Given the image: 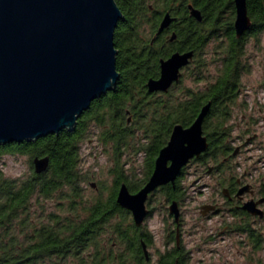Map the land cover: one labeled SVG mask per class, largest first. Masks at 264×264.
<instances>
[{
  "label": "trees",
  "instance_id": "trees-1",
  "mask_svg": "<svg viewBox=\"0 0 264 264\" xmlns=\"http://www.w3.org/2000/svg\"><path fill=\"white\" fill-rule=\"evenodd\" d=\"M124 17L115 29L118 49L117 69L120 78L113 90L95 99L79 118L73 130L63 129L34 141L0 145V159L6 154L50 157L48 169H34L24 179L7 177L0 168V264H150L142 243L152 246L153 234L146 225L137 226L131 213L117 202L120 185L126 182L131 191L142 188L149 180L160 149L168 142L176 124L191 125L202 107L212 101L204 121L209 147L201 161L212 162L222 169L231 158L233 108L239 97L241 75L245 71L244 54L249 36L264 30V0H247L252 26L238 37L234 28L236 8L233 0H116ZM189 4L202 12L199 21L190 14ZM176 17L169 29L156 35L166 13ZM177 38L170 41V34ZM217 41V55L208 60L206 48ZM194 50L193 77L207 80L201 88L185 86L184 76L166 92H149L147 82L160 75V60L175 51ZM209 61L216 62V74L209 76ZM207 70V72H206ZM100 128L99 139L112 144L116 151L113 168L115 184L110 193L91 203L83 194V176L79 168L80 144L89 126ZM144 139L146 171L139 181L127 179L121 150L131 138ZM183 174V173H182ZM181 176L174 184L161 187L164 202L184 200ZM60 200L61 212L45 213V200ZM36 201V203H35ZM40 205L37 216L34 205ZM43 210V211H42ZM244 214V213H243ZM246 214V213H245ZM248 220L239 227H248ZM109 234L107 236H103ZM259 244L262 236H250ZM176 241L175 235L170 237ZM122 246L117 258L113 249ZM158 264H186V254L176 243L159 251Z\"/></svg>",
  "mask_w": 264,
  "mask_h": 264
},
{
  "label": "water",
  "instance_id": "water-1",
  "mask_svg": "<svg viewBox=\"0 0 264 264\" xmlns=\"http://www.w3.org/2000/svg\"><path fill=\"white\" fill-rule=\"evenodd\" d=\"M233 1L234 28L240 37L251 28L252 19L247 0ZM189 8L202 20L200 9ZM123 17L116 0H0V145L73 130L92 102L115 88L120 72L114 35ZM174 19L166 13L158 32ZM193 56L191 50L162 58L160 75L148 80V91H168ZM211 105L212 101L207 102L191 125L174 126L142 188L132 192L126 182L120 185L117 202L132 214L137 226L149 215V195L160 186L174 184L182 169L207 151L203 124ZM49 163L48 155L33 159L37 173L46 171ZM246 190L241 188L238 195ZM242 207L263 215L255 201ZM215 208L214 204L203 205L202 213ZM169 211L179 225L181 212L176 200L169 204ZM144 249L149 257L146 244Z\"/></svg>",
  "mask_w": 264,
  "mask_h": 264
},
{
  "label": "rangeland",
  "instance_id": "rangeland-1",
  "mask_svg": "<svg viewBox=\"0 0 264 264\" xmlns=\"http://www.w3.org/2000/svg\"><path fill=\"white\" fill-rule=\"evenodd\" d=\"M216 45L217 41L213 40L207 46L208 60L217 55ZM244 60L246 67L241 75L240 93L229 123L233 128L231 145L239 150L229 157L218 172H208L207 165L191 161L181 175L185 196L179 204L181 224L178 236L179 244L186 254V264H264V219L250 222L263 235L260 243L255 244L246 231L239 229L246 220L245 216H233L230 211L232 206L225 203L222 194L223 185L231 175L238 177L246 174L257 188L264 189V30L257 36H249ZM209 62V76L215 75L218 61ZM193 70L190 69L184 76L185 86L201 89L212 80L209 77L196 82ZM99 133L100 128L91 124L85 140L80 144L79 168L83 176L81 186L89 203L97 197H106L115 184V173L112 170L117 157L116 151L111 143L105 144L99 139ZM137 134L136 138H131L124 146L120 156L124 173L131 181H139L146 171V153L143 149L145 140L139 138L141 133ZM33 166L28 154H6L0 159V168L10 178L24 179L31 173ZM44 203L45 213L61 212L58 209V198L47 199ZM206 204H218L220 211L210 210L203 214V205ZM33 207L35 214L41 211L40 205ZM149 208L151 214L145 223L154 240L149 247L150 264H158L159 251L163 252L176 245V241L169 240L170 236H176L177 226L169 212V203L164 202L162 193L156 192L153 195ZM107 235L109 234L103 236ZM122 252V246L113 249L116 258ZM67 264L75 262L69 260Z\"/></svg>",
  "mask_w": 264,
  "mask_h": 264
},
{
  "label": "flooded vegetation",
  "instance_id": "flooded-vegetation-1",
  "mask_svg": "<svg viewBox=\"0 0 264 264\" xmlns=\"http://www.w3.org/2000/svg\"><path fill=\"white\" fill-rule=\"evenodd\" d=\"M189 5H193V4H189ZM194 6V5H193ZM195 7V6H194ZM197 8V7H196ZM199 9V8H198ZM189 10H190V14H191V9L189 8ZM169 13V12H168ZM171 14V13H170ZM172 15V14H171ZM192 15V14H191ZM193 16V15H192ZM172 17H174L175 19L169 24V26L168 27H166L165 29H169L170 28V26H171V24L173 23V22H175V20H176V17L175 16H173L172 15ZM194 17V16H193ZM199 21H201V20H199ZM164 29V30H165ZM163 30V31H164ZM163 31H161V32H157V34L156 35H159V34H161ZM175 34V36H174V38H172V36ZM177 38V35H176V32L174 31V32H172V34H170V41H174L175 39ZM179 51V50H178ZM186 51H191V50H185V51H179V52H186ZM193 52H194V56H195V51L194 50H192ZM175 52H177V51H175ZM174 53V52H173ZM172 53V54H173ZM171 54V55H172ZM194 56H193V58L191 59V61H190V63L188 64V65H186V66H184L182 69H181V77H180V79L183 77V76H185L187 73H188V71L190 70V69H193L194 68V66H195V64H194ZM168 58V57H167ZM160 63H161V60H160ZM160 70H161V68H160ZM207 117V116H206ZM205 121V120H204ZM203 130H204V124H203ZM204 134L207 136V138H208V135L206 134V132H205V130H204ZM208 142H209V138H208ZM236 151H238L239 150V148H236L235 149ZM235 150H234V152H233V154L235 153ZM205 153V152H204ZM203 153V154H204ZM203 154H201L199 157H194V158H196L197 160H199V161H201L202 159H203V157H202V155ZM193 158V159H194ZM192 159V160H193ZM228 159L229 158H225V162H227L228 161ZM191 160V161H192ZM190 161V162H191ZM189 162V163H190ZM202 162V161H201ZM203 164V163H202ZM188 165V164H187ZM186 165V166H187ZM185 166V167H186ZM203 166H204V164H203ZM209 166V168H208V172H214V171H216V172H218L219 171V169H215V167L213 166V165H208ZM185 167L182 169V172H181V174L179 175V176H181L182 175V173L184 172V169H185ZM178 176V177H179ZM166 185H168V184H166ZM163 186H165V185H163ZM163 186H160V187H158L153 193H151L150 195H149V198H148V201H147V206H148V208H149V205H150V203H151V200H152V198H153V195H155L156 194V192H158V190L161 188V187H163ZM243 187H247V190L243 193V194H241V195H238V191L241 189V188H243ZM225 190H226V192H225ZM138 191V190H137ZM132 192H136V191H132ZM222 194L224 195V198H225V203L226 204H228V205H230V206H232V208H230V211H232V215L233 216H235L236 214H243L244 216H245V218L248 220L247 222H248V227H249V230L250 229H252V230H255V232H254V234H252L250 231L248 232V231H246L247 232V234L249 235V236H253V235H255V236H263L262 234H261V232H259L258 230H257V227H255V226H252L251 224L252 223H250V222H252V221H255V220H258V219H261V220H263L264 219V189H259V188H257L256 187V184H254L253 182H251L250 180H248V178H247V175L246 174H242V176H238V177H235V176H230V178L225 182V184L223 185V189H222ZM263 200V201H262ZM247 201H255V202H257V208H259V209H261L262 211H263V215H259V214H256V215H254V214H252V213H250V212H248L246 209H243V205H244V203H246ZM169 204H170V202H169ZM215 206H216V208L215 209H213L214 211H216V212H218V211H220V208L221 207H219V205L218 204H214ZM180 206V205H179ZM150 209V208H149ZM170 212V211H169ZM180 212H181V210H180ZM246 213V214H245ZM151 214V210H150V212H149V215ZM132 215V214H131ZM148 215V216H149ZM173 218H174V216L173 215H171ZM133 218V217H132ZM148 218V217H147ZM146 218V219H147ZM251 220V221H250ZM174 222H175V219H174ZM176 223V222H175ZM181 223H179V225H180ZM143 225H146V223L144 222L141 226H143ZM179 225L176 223V226H177V228H176V231H177V234H176V236H175V239H176V243L178 244V247L179 248H181V245L179 244V236H178V233H179ZM170 237H172V236H170ZM144 244H146L145 242H143L142 243V246H143V251H144V254H145V249H144ZM146 246H147V249H148V251H149V248H148V245L146 244ZM146 255V254H145ZM149 255H150V252H149ZM146 257H147V255H146ZM147 258H149V257H147Z\"/></svg>",
  "mask_w": 264,
  "mask_h": 264
}]
</instances>
